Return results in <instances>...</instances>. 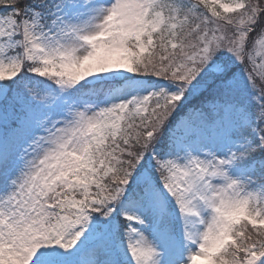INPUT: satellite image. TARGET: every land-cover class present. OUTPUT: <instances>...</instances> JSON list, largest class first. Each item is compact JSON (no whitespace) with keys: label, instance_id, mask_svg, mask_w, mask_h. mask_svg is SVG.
I'll use <instances>...</instances> for the list:
<instances>
[{"label":"snow or ice","instance_id":"6c2138e0","mask_svg":"<svg viewBox=\"0 0 264 264\" xmlns=\"http://www.w3.org/2000/svg\"><path fill=\"white\" fill-rule=\"evenodd\" d=\"M0 264H264V0H0Z\"/></svg>","mask_w":264,"mask_h":264}]
</instances>
